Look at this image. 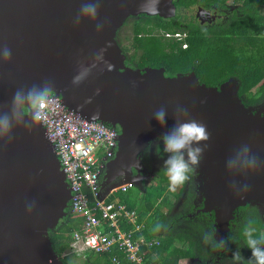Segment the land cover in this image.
<instances>
[{"label":"water","instance_id":"95a60500","mask_svg":"<svg viewBox=\"0 0 264 264\" xmlns=\"http://www.w3.org/2000/svg\"><path fill=\"white\" fill-rule=\"evenodd\" d=\"M81 2L0 0V48L11 50L10 61L0 59L2 110L10 109L17 89L47 81L53 85L50 94L60 98L69 111L117 129V150L102 175L107 190L117 177L135 183L133 172H142L143 152L173 125L175 104L187 106L210 133L194 173L203 201L200 212H213L215 242L226 237L238 208L255 206L264 219V104L245 107L232 78L218 87H207L194 73L166 77L163 68L140 71L124 65L114 39L116 31L132 16L174 18L172 0H101L97 20L84 18L76 27L74 18ZM96 22L105 23L100 33ZM106 44L110 47L104 58L115 67L101 73L104 65L94 60V54ZM94 63L96 67L91 68ZM85 69H91V74L73 85V77ZM161 106L168 111L164 125L152 116ZM23 109L27 115V106ZM22 119L15 122L11 140L0 141V264H65L53 251L48 231L66 220L70 188L41 124L29 130ZM245 143L259 157L262 168L247 177L237 175L238 183L246 180L251 187L235 192L229 188L232 177L226 160ZM32 201L36 207L28 214L25 205Z\"/></svg>","mask_w":264,"mask_h":264},{"label":"trees","instance_id":"16d2710c","mask_svg":"<svg viewBox=\"0 0 264 264\" xmlns=\"http://www.w3.org/2000/svg\"><path fill=\"white\" fill-rule=\"evenodd\" d=\"M203 1L217 5L226 2L174 0L173 4L180 9L201 6ZM235 14L231 22L215 26L216 40L213 43L195 40V36L198 37L196 33L178 44L172 39L166 40L165 34L174 35L181 31L180 27L173 19L159 22L160 19L156 17L158 21L135 24L128 47L135 53L138 52L140 66L163 68L166 75L171 76L177 72L188 74L193 68L198 77L204 76L203 82L207 79L211 81L206 82L207 87L235 79L242 104L245 107L255 106L264 101V0H242ZM154 25L162 29L161 35L153 32ZM182 43H187L189 48L181 49ZM166 48L170 51L167 52ZM23 110L27 113L26 109ZM152 144L154 142L149 146ZM156 151L160 160L167 155L161 143L156 145ZM160 163L154 182L142 188H131L139 193L138 206V197L131 202L124 197L129 189L112 194L109 201L119 200L126 205L128 211L134 210L137 213L136 224L141 225V229L134 233V238L142 236L148 242H158L149 247H140L139 254L143 257L144 264H180L186 260L201 264L209 258L212 259L215 256L212 247L217 244L213 239V216L198 214L188 217L194 209V175L191 172L188 181L175 191H170L163 162ZM179 202V208L174 210ZM161 208H165V212H161ZM237 211L241 218L231 230L226 247L231 253L240 252L239 264H249L251 251L246 246L244 228L252 221V226L256 229L254 235L261 237L259 231L264 228V221L258 217L254 207L246 205ZM67 214L65 221H60L56 228L48 231L52 249L59 256L68 249L73 233L82 224V218L71 214L69 208ZM157 225L163 227L157 231ZM134 226L123 224L122 229L129 231ZM205 236L209 237L207 242ZM99 258L103 259V264H112V259L118 260V264H130L117 249L97 257L90 255L83 264H100L97 260Z\"/></svg>","mask_w":264,"mask_h":264},{"label":"built area","instance_id":"2783aa9c","mask_svg":"<svg viewBox=\"0 0 264 264\" xmlns=\"http://www.w3.org/2000/svg\"><path fill=\"white\" fill-rule=\"evenodd\" d=\"M166 36L180 37L179 34ZM45 111L46 119L40 124L70 188L69 211L82 218L80 228L73 233L68 249L60 258L84 257L86 253L101 256L117 249L130 264H144L140 247L158 242H148L142 236L134 238V233L141 229V225L136 224L137 213L128 211L119 200L109 201L112 194L126 192L134 183L120 182L108 186L107 190L102 185L104 166L117 150L118 131L69 111L53 94ZM123 224L135 226L124 231ZM112 264H118V260L112 259Z\"/></svg>","mask_w":264,"mask_h":264},{"label":"clouds","instance_id":"9594fccd","mask_svg":"<svg viewBox=\"0 0 264 264\" xmlns=\"http://www.w3.org/2000/svg\"><path fill=\"white\" fill-rule=\"evenodd\" d=\"M101 0H82L78 15L74 18L76 27L80 26L84 18L89 20H97L100 13ZM96 32L100 33L105 28L104 22H96ZM110 47L106 44L94 54V60L102 63L99 71L103 73L105 69L108 71L114 70V65L105 60V53ZM0 59L3 62L10 61L11 50L4 46L0 48ZM94 63L91 68H95ZM91 69L78 71L73 77L72 84L78 86L89 75ZM53 85L45 81L42 86L32 85L24 89H17L11 99L10 109L3 111V105H0V141H10L15 122L18 118H23L22 123L25 128L34 130V126L43 122L46 119V111L50 93ZM99 89L96 94L99 95ZM203 103V101H202ZM25 106L28 108V114L22 110ZM168 115L167 108L164 106L156 109L152 116L160 124L164 125ZM27 118V119H25ZM174 123L168 131H165L160 139L163 141L164 152L167 153V158L163 162L166 175L169 181V190L175 191L182 186L190 178L189 174L199 167L203 154L207 150V141L210 139V133L207 130V125L202 121L191 116L189 108L182 104L176 103L173 109ZM261 161L259 157L251 152V146L247 143L242 144L234 151L226 160V170L232 179L229 180V188L235 192H247L250 189V184L243 182L238 183L235 177L237 175L247 177L251 171L261 169ZM27 213H32L36 207L35 201L26 203ZM162 225H157L158 231ZM256 229L252 226V221H249L244 228L243 235L246 239V246L251 251V257L248 259L249 264H264V237H256L254 234ZM209 239L205 236V242ZM220 246L225 245V239L220 240ZM240 252H234L233 258L240 259ZM63 260V259H62Z\"/></svg>","mask_w":264,"mask_h":264},{"label":"flooded vegetation","instance_id":"af4514ba","mask_svg":"<svg viewBox=\"0 0 264 264\" xmlns=\"http://www.w3.org/2000/svg\"><path fill=\"white\" fill-rule=\"evenodd\" d=\"M174 1V0H172ZM235 2H238L235 0ZM235 4V5H234ZM241 5V3H240ZM239 4H236L233 2L229 3V0H226L223 5H217L215 3L211 2H206L203 1L202 5H195L193 7L189 8H180L177 9L176 6V16L173 19L174 22L178 23V26L180 27L179 32L175 33L174 35L179 34L180 37L178 39L176 38H171L167 37L166 34L165 39L166 40H173L175 43H180L186 40L189 35L195 36L196 34L198 35L195 36V40L202 42V41H207L209 43H213L216 40V30L215 26L221 25L223 23L231 22L232 18L236 16L235 12H237L238 8L240 7ZM157 16H147V15H138V16H132L129 17L124 24L122 25L123 27H128L127 31L120 32L121 30H117L115 33V42L118 44L120 47L122 54L124 55V65L128 68H131L133 70H144L146 68H150L146 65L140 66L141 61L138 57V52H134L132 48H129V41L132 38V32L135 24H144L148 21H158L156 19ZM159 18V17H157ZM159 22H162L163 20L159 18ZM151 28V27H150ZM153 32L158 33L159 35L160 32H162L161 28H158L154 25ZM196 29V32L194 31ZM125 32H128L125 34ZM196 33V34H195ZM169 35V34H167ZM170 36V35H169ZM183 45H186L185 49L189 48V45L187 43H182L181 44V49ZM167 52L170 51L169 48L165 49ZM189 73H194V75L197 77L199 80L200 84H204L206 86V82H211L209 79L206 80V82H203L202 79H205L204 76L198 77L195 74L194 69L192 68ZM188 73V74H189ZM166 77H174L178 74L182 73H174V75H166ZM187 75V74H183ZM222 84V83H221ZM219 86V85H218ZM217 85H212L211 87H218ZM261 104H264V101L259 103L258 105L255 106H250V107H257L260 106ZM117 130V129H116ZM159 143L163 144V141L161 139H157L154 141V145L152 144L149 146L142 154L141 156V170L142 172L136 173L133 172V178L136 180L134 188H142L145 186H148L150 183L154 182V178L156 175V170L160 166V162H164V160L167 158V155L160 160L159 154L156 151V145H159ZM167 154V153H166ZM192 174L194 175V182H195V187H194V198L192 199V203L194 206L193 213L188 215V217H193L194 215L198 214H208V216H213V212L210 213H202L200 210L203 208V201L201 200V194H199L198 184L196 182L197 174L194 173V170L192 171ZM121 177H117L112 180V182L108 186H113L115 184H118L122 182ZM178 205V207H177ZM175 205L174 210L179 208L180 202ZM250 206V205H248ZM254 207L258 217H260L263 221L264 219L262 216L259 214L258 209L255 206H250ZM244 208V207H241ZM239 209V208H238ZM236 209L233 212V219L229 221V231L227 232L225 239V245L220 246L217 242L216 246L212 247V252L215 254V256L212 259H207L204 262H201V264H239V260H235L233 258V253H231L228 248L226 247L227 242L229 241L228 237L229 234L231 235V230L234 229L236 223L238 222L239 218H241V215L239 214V211ZM173 212V211H172ZM213 232H214V218H213ZM261 237H264V228H261L259 231ZM215 241V240H214ZM248 255V251H244ZM100 261V264H103V259L99 258L97 259ZM63 261V260H62ZM186 262H189V264H193L192 260H186Z\"/></svg>","mask_w":264,"mask_h":264},{"label":"rangeland","instance_id":"374dc122","mask_svg":"<svg viewBox=\"0 0 264 264\" xmlns=\"http://www.w3.org/2000/svg\"><path fill=\"white\" fill-rule=\"evenodd\" d=\"M236 3V4H239L241 3L242 0H236L238 2H235V0H229V3L233 2ZM235 5V4H234ZM119 30H121L120 32H123V31H127L128 30V27H123L121 26L119 28ZM128 32H125V34H127ZM255 90V89H254ZM124 197L126 199H128L130 202L133 200V198H137V206H138V200H139V193H137V191L135 189H129V191L124 195ZM171 201V200H170ZM161 212H165V208H161L160 210ZM90 255H93L91 253H86L84 254V257H76V256H70V257H67L65 259H63V261L66 263V264H83L85 261V258L87 256H90ZM95 257H97L96 255H94ZM180 264H189V262H186V261H183L181 262Z\"/></svg>","mask_w":264,"mask_h":264}]
</instances>
